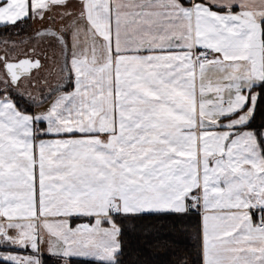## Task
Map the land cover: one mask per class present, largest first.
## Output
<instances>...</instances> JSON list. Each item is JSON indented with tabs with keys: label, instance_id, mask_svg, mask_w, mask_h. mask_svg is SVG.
Segmentation results:
<instances>
[{
	"label": "snow or ice",
	"instance_id": "snow-or-ice-1",
	"mask_svg": "<svg viewBox=\"0 0 264 264\" xmlns=\"http://www.w3.org/2000/svg\"><path fill=\"white\" fill-rule=\"evenodd\" d=\"M52 14L47 97L2 42L0 264H121L146 215L198 217L201 264H264V0H0V29Z\"/></svg>",
	"mask_w": 264,
	"mask_h": 264
},
{
	"label": "trees",
	"instance_id": "trees-1",
	"mask_svg": "<svg viewBox=\"0 0 264 264\" xmlns=\"http://www.w3.org/2000/svg\"><path fill=\"white\" fill-rule=\"evenodd\" d=\"M11 27V26H10ZM30 20L15 31L0 29V39L16 33L21 36L30 30ZM70 87L68 88V90ZM19 107L27 113H32V105L27 100L17 98ZM260 123L259 119L256 124ZM198 217L185 221L186 231L169 217L146 215L137 220L136 231L130 230L125 224L122 235L123 255L119 257L121 264H201L196 228ZM46 264H55V258L43 254ZM82 258H70V264H81ZM91 264H98L92 261Z\"/></svg>",
	"mask_w": 264,
	"mask_h": 264
},
{
	"label": "rangeland",
	"instance_id": "rangeland-1",
	"mask_svg": "<svg viewBox=\"0 0 264 264\" xmlns=\"http://www.w3.org/2000/svg\"><path fill=\"white\" fill-rule=\"evenodd\" d=\"M55 20V19H54ZM33 30H28L24 35H17L13 33L0 39V52L4 51L3 41H9L7 47L9 49H14L18 54H22L24 50H30L31 47H36L37 51L40 53V60L42 61L43 68L35 73V79L39 81L35 88L28 89L32 92V95L36 99H41L42 95H49L50 88H56L63 81V74L61 73V64L63 56L60 54V50L55 45L49 46L47 40L39 41L35 36V33L39 28L34 22ZM53 30H59L61 27V22L59 17L55 22L47 24ZM37 28V30H35ZM47 52V57L43 54ZM47 80V83L44 81ZM30 102V101H28ZM32 104V103H31Z\"/></svg>",
	"mask_w": 264,
	"mask_h": 264
},
{
	"label": "crops",
	"instance_id": "crops-1",
	"mask_svg": "<svg viewBox=\"0 0 264 264\" xmlns=\"http://www.w3.org/2000/svg\"><path fill=\"white\" fill-rule=\"evenodd\" d=\"M52 16H53V19H55L54 21H56L58 16H56V14H52ZM53 19H46L43 22L30 20V27L33 28L34 27V24L33 23L35 22L37 24V28H39L38 30H40V31H45V30L51 31L53 29L51 27H49L47 24L53 22ZM37 28L35 30H37ZM31 30H33V29H31ZM70 55H71V53H70V50H69L63 56V58H62V64H61V69L62 68H65V59H66V57L69 59V63H68V66L67 67L70 68ZM67 84H68V80H67V69L65 68V71L63 73V81L59 84L58 87H63L65 85H67ZM71 90L72 89L70 87L69 91H71ZM47 96L48 95H45V94L43 95V97H47ZM39 100H41V99H37V101H39ZM50 102L51 101L49 100L48 103H44L43 107H36L33 104H31L32 105V113H28V114L36 115V114H39L40 112L45 111L47 109V107L49 106ZM73 219L75 220V218H73ZM89 219L90 218H82L80 220H75V222L72 224V227H76L78 223L88 222ZM91 222L94 223L95 222L94 219H92ZM43 254H47L48 255V253H47L46 250L43 252Z\"/></svg>",
	"mask_w": 264,
	"mask_h": 264
},
{
	"label": "flooded vegetation",
	"instance_id": "flooded-vegetation-1",
	"mask_svg": "<svg viewBox=\"0 0 264 264\" xmlns=\"http://www.w3.org/2000/svg\"><path fill=\"white\" fill-rule=\"evenodd\" d=\"M41 63H42V61H41Z\"/></svg>",
	"mask_w": 264,
	"mask_h": 264
}]
</instances>
